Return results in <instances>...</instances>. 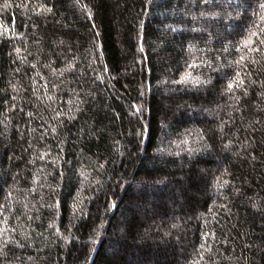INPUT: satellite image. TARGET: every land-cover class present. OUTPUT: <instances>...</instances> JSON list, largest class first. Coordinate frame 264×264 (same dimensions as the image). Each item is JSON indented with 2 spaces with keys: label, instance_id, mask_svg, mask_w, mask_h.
<instances>
[{
  "label": "trees",
  "instance_id": "16d2710c",
  "mask_svg": "<svg viewBox=\"0 0 264 264\" xmlns=\"http://www.w3.org/2000/svg\"><path fill=\"white\" fill-rule=\"evenodd\" d=\"M0 264H264V0H0Z\"/></svg>",
  "mask_w": 264,
  "mask_h": 264
},
{
  "label": "snow or ice",
  "instance_id": "6c2138e0",
  "mask_svg": "<svg viewBox=\"0 0 264 264\" xmlns=\"http://www.w3.org/2000/svg\"><path fill=\"white\" fill-rule=\"evenodd\" d=\"M247 46V45H246Z\"/></svg>",
  "mask_w": 264,
  "mask_h": 264
}]
</instances>
